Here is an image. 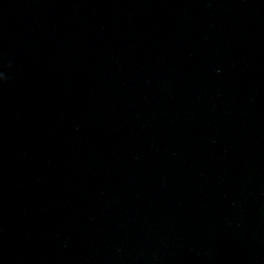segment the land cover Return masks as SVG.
Masks as SVG:
<instances>
[{"label":"water","instance_id":"95a60500","mask_svg":"<svg viewBox=\"0 0 264 264\" xmlns=\"http://www.w3.org/2000/svg\"><path fill=\"white\" fill-rule=\"evenodd\" d=\"M0 264H264V0H0Z\"/></svg>","mask_w":264,"mask_h":264},{"label":"clouds","instance_id":"9594fccd","mask_svg":"<svg viewBox=\"0 0 264 264\" xmlns=\"http://www.w3.org/2000/svg\"><path fill=\"white\" fill-rule=\"evenodd\" d=\"M9 78L0 72V82H6Z\"/></svg>","mask_w":264,"mask_h":264}]
</instances>
